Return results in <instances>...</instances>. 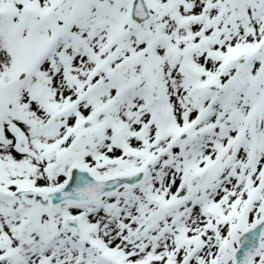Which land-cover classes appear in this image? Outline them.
Masks as SVG:
<instances>
[{"label":"snow or ice","instance_id":"1","mask_svg":"<svg viewBox=\"0 0 264 264\" xmlns=\"http://www.w3.org/2000/svg\"><path fill=\"white\" fill-rule=\"evenodd\" d=\"M0 264H264V0H0Z\"/></svg>","mask_w":264,"mask_h":264}]
</instances>
